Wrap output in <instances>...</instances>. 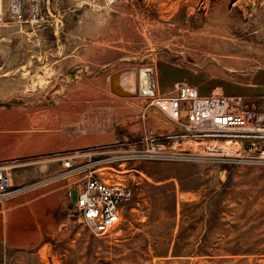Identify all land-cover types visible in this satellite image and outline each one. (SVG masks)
Wrapping results in <instances>:
<instances>
[{
  "label": "rangeland",
  "instance_id": "374dc122",
  "mask_svg": "<svg viewBox=\"0 0 264 264\" xmlns=\"http://www.w3.org/2000/svg\"><path fill=\"white\" fill-rule=\"evenodd\" d=\"M9 1L0 0V119L10 123L0 135L51 134L66 146L34 156L44 168L23 182L15 172L32 159H7L15 183L55 176L65 153L86 167L64 178L71 196L94 176L133 197L104 234L72 201L56 229L48 212L14 206L63 178L0 202V264H264V167L211 158L207 132L171 120L153 95L109 90L115 71L147 68L155 94L189 83L223 95L264 134V0H41L39 19L25 22L10 18ZM149 134L170 154L117 158ZM17 212L23 230L4 233Z\"/></svg>",
  "mask_w": 264,
  "mask_h": 264
},
{
  "label": "built area",
  "instance_id": "2783aa9c",
  "mask_svg": "<svg viewBox=\"0 0 264 264\" xmlns=\"http://www.w3.org/2000/svg\"><path fill=\"white\" fill-rule=\"evenodd\" d=\"M10 18L25 22L36 21L41 14V0H10ZM155 104L171 120L186 125L193 130L205 131V155L225 163H241L264 167V134L255 132L250 126V114L240 108L239 103L220 94L203 95L189 83H180L170 94H152ZM185 114V115H183ZM254 128V127H253ZM209 135L215 138L210 139ZM160 136L146 135L141 139L143 147L132 154L123 153L118 159H153L167 156L159 142ZM126 152V151H125ZM62 170L50 178L16 184L11 168L16 160L0 161V202L13 199L28 191L37 189L47 182L66 178L70 173L84 168L75 164V159L65 153L58 155ZM76 214L95 234H104L116 227L120 221L121 209L133 197V190L122 182L109 181L87 176L81 189L74 192Z\"/></svg>",
  "mask_w": 264,
  "mask_h": 264
},
{
  "label": "crops",
  "instance_id": "0c3cea01",
  "mask_svg": "<svg viewBox=\"0 0 264 264\" xmlns=\"http://www.w3.org/2000/svg\"><path fill=\"white\" fill-rule=\"evenodd\" d=\"M8 123H10L8 119H0V125L5 126ZM64 147H66L64 140L55 139L51 134L0 135V160L13 159L15 157H30L29 159H32L31 161L33 162L26 163L27 165H25L29 169L22 174L15 172V180L23 182L36 178L44 168L41 165V162L44 161L33 160L34 156L43 155L54 151V149L58 150ZM71 201L75 203V197L70 195L69 184L63 178L62 181L39 190L28 198L20 199L14 206H17L19 202H26L30 207L35 206L38 211L48 212L51 226L56 229V225L63 226L64 221L68 223ZM21 212L11 214L9 220L5 219L3 221L4 233L7 232V229L12 232L14 225L16 227L18 225V228H23L27 220Z\"/></svg>",
  "mask_w": 264,
  "mask_h": 264
},
{
  "label": "bare ground",
  "instance_id": "6f19581e",
  "mask_svg": "<svg viewBox=\"0 0 264 264\" xmlns=\"http://www.w3.org/2000/svg\"><path fill=\"white\" fill-rule=\"evenodd\" d=\"M120 71H124L121 77H113L115 73ZM148 71L147 68H143L137 72L133 70L129 71L128 68H121L110 75L109 90L111 89L115 95L117 94V97L121 98H129L127 96H135L139 93L151 96L154 93V85L149 80Z\"/></svg>",
  "mask_w": 264,
  "mask_h": 264
},
{
  "label": "water",
  "instance_id": "95a60500",
  "mask_svg": "<svg viewBox=\"0 0 264 264\" xmlns=\"http://www.w3.org/2000/svg\"><path fill=\"white\" fill-rule=\"evenodd\" d=\"M123 73H124V71H120V72H117V73H115L114 75H113V77L114 76H119V77H121L122 75H123ZM116 92V91H115ZM117 93V92H116ZM119 94V93H118ZM183 115H185V114H183Z\"/></svg>",
  "mask_w": 264,
  "mask_h": 264
}]
</instances>
